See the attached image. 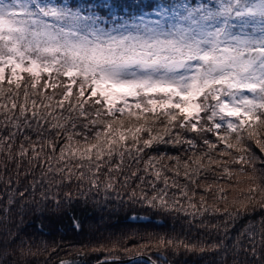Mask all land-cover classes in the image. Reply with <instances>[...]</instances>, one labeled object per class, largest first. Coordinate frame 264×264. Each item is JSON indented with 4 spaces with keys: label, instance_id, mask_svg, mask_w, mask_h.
Masks as SVG:
<instances>
[{
    "label": "snow or ice",
    "instance_id": "obj_1",
    "mask_svg": "<svg viewBox=\"0 0 264 264\" xmlns=\"http://www.w3.org/2000/svg\"><path fill=\"white\" fill-rule=\"evenodd\" d=\"M9 165L15 178L0 173V184L11 192L22 169L24 179L39 169L28 188L57 210L53 189L68 188L70 204L75 184L85 201L211 211L225 228L264 212V0H0V168ZM14 204L9 195L4 211ZM10 236L0 264L36 255L34 236ZM244 237L243 251L264 264V215ZM151 248L204 251L160 236L125 248L127 264H160Z\"/></svg>",
    "mask_w": 264,
    "mask_h": 264
},
{
    "label": "trees",
    "instance_id": "obj_2",
    "mask_svg": "<svg viewBox=\"0 0 264 264\" xmlns=\"http://www.w3.org/2000/svg\"><path fill=\"white\" fill-rule=\"evenodd\" d=\"M76 2L83 3L84 0H76ZM143 2L147 4L150 0ZM164 150L161 148V151ZM169 151L171 152L170 149ZM254 151L258 156L262 155L258 149ZM154 154L149 153V155ZM9 168L12 169L11 173H4L0 168V173L5 175V179L8 175L15 178L14 166L9 165ZM132 168L135 169L134 164ZM34 177L39 181V169L27 179H24L22 169L19 183L13 185L11 192L0 184V248H3L11 238L10 233L17 230L23 236H34L35 243L32 250L36 255L26 258L25 264H57L61 258L72 259L77 264H90L103 256L124 257L127 256L124 253L125 248H138L139 245L150 241L154 243L160 236L198 241L199 246L204 249V251L186 252L181 248L175 255L164 249H149L147 254L153 259H157L155 255L157 251L162 253L160 264H260L243 251L248 241L246 237L241 238V233L245 230V225L250 221L258 220L264 212L239 217L225 228V218L211 211L203 217L193 218L183 213H166L139 204L108 203L101 197L89 198L85 201L83 198H75V184L71 189L74 199L70 204L63 203V192L69 191L68 188L53 189L61 194V208L57 210L52 203H48L47 206L39 204L42 188L37 186L35 191L28 188ZM136 183L138 181H130V187L135 186ZM26 188H28L25 195L27 204L18 196V193L25 192ZM120 191L121 197L126 201L124 190L120 189ZM199 194L202 193L198 192ZM9 195L14 197L15 204L6 213L4 209L8 206ZM33 198L38 208L33 206ZM107 199L111 201L115 200V197L109 196ZM208 203H212L211 198L208 199ZM219 206L223 207V205ZM73 217L79 221L78 230L73 227ZM238 238L241 239V243L236 247ZM113 245H116L115 251ZM216 245L219 247H213ZM45 247L48 250L56 247L57 251L50 253ZM77 252L81 255H77ZM136 253L132 252L128 255Z\"/></svg>",
    "mask_w": 264,
    "mask_h": 264
},
{
    "label": "water",
    "instance_id": "obj_3",
    "mask_svg": "<svg viewBox=\"0 0 264 264\" xmlns=\"http://www.w3.org/2000/svg\"><path fill=\"white\" fill-rule=\"evenodd\" d=\"M138 254V253H136ZM136 254H133V255H136ZM147 254V253H146ZM149 255V254H148ZM118 256H103V257H100L94 261H92L90 264H98L99 261H103V260H107L108 261V264H115V261H116V258ZM120 261L123 262V264H127V256H124V257H118ZM152 258V257H151ZM153 259V258H152ZM146 263V262H145Z\"/></svg>",
    "mask_w": 264,
    "mask_h": 264
}]
</instances>
